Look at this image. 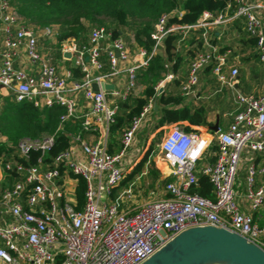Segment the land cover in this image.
Segmentation results:
<instances>
[{
  "label": "built area",
  "instance_id": "obj_1",
  "mask_svg": "<svg viewBox=\"0 0 264 264\" xmlns=\"http://www.w3.org/2000/svg\"><path fill=\"white\" fill-rule=\"evenodd\" d=\"M181 15L179 8L161 14L150 33L151 50L138 48L140 59L130 61L132 55L124 40L112 38L104 27H93L85 44L69 38L59 45L57 26L39 29L26 25L10 0H0V86L17 102L28 101L40 108L64 106L60 122L78 118L83 130L99 133L94 142L82 140L80 133L70 134L71 141L79 144L49 160L43 156L53 145L55 134L21 139L16 152L28 158L31 151H38L36 163L25 166L8 160L0 164L5 175L17 173L10 176V183L0 177V264H141L178 233L203 226L235 232L264 250V224L242 210L235 189L242 152L264 150V91L259 95L236 92V109L225 130L218 128L206 135L186 131L179 123L167 126L159 139L156 159V165L167 167L165 176L170 177L157 184L164 189V196L135 202L137 181L147 175L150 161L123 185L138 162L139 155L132 161L128 158L129 149L153 106L151 101L122 131L116 150L108 151L109 126L119 110L118 103L108 102V93L113 99L125 100L136 86L138 70L148 65L168 35H178L179 50L186 38L201 29L202 45L209 48L191 58L180 86L182 96H195L199 74L208 64H212L210 74L218 82L234 86L238 69L230 64L229 51L209 42L213 27L226 22L242 23L245 33L255 38L254 50L264 65V0H230L216 14L203 12L193 24L169 22ZM57 49L63 61H71V66L82 72L81 78L75 79L70 69L58 71ZM21 54L31 71L19 64ZM121 74L126 76L122 89L109 91L101 86ZM173 77L167 72L155 90H163ZM77 92H82L89 105L83 115L76 113ZM213 142L214 160L199 166ZM201 174L212 186L211 198L191 192ZM75 177L85 181V201L79 210L74 207ZM260 177H264V166L250 162L243 198L253 212L264 207V183L257 181Z\"/></svg>",
  "mask_w": 264,
  "mask_h": 264
},
{
  "label": "trees",
  "instance_id": "obj_2",
  "mask_svg": "<svg viewBox=\"0 0 264 264\" xmlns=\"http://www.w3.org/2000/svg\"><path fill=\"white\" fill-rule=\"evenodd\" d=\"M21 21L42 29L55 25L56 40L61 41L72 38L79 45L88 41V34L93 27H104L111 32L112 38L121 37L132 50L135 47L151 50L153 40L150 33L154 22L161 14L168 13L174 8L182 10L180 17L174 16L169 22L180 24H193L200 19L203 12L216 14L223 10L230 0H10ZM226 22L225 24H230ZM232 26L245 36L239 40V52H244L245 60L255 57L253 48L255 38L248 36L240 25L232 21ZM202 30L195 31L192 38L185 41L183 54L177 49V34H170L164 40L159 52L152 56L146 67L138 70L136 82L143 86L139 96H129L125 101H119V110L114 121L109 126L108 151L119 143L122 131L129 126L132 118L139 115L142 108L150 101L155 100L158 118L153 129L164 125L186 121L189 125H199L208 122L206 117L207 107L200 103L192 106L187 103L180 93L178 80L169 83L157 94L155 86L161 81L169 70L175 71L182 68L190 60L202 45ZM215 30L209 32V42L216 43ZM221 51L226 46H220ZM59 54V53H58ZM60 55V54H59ZM58 55V56H59ZM184 55V56H183ZM57 58V57H56ZM165 64L168 66L165 67ZM75 79L82 77V72L77 68L66 64ZM212 64L206 65L200 72L206 76L210 72ZM199 74V79H200ZM205 74V75H204ZM205 78V77H204ZM179 87V89H178ZM64 106L36 107L31 102H17L11 95L0 96V164L8 160L17 161L25 166L36 163L40 155L38 151H31L28 158L19 156L16 152V144L19 140L40 138L44 135L55 134L54 143L43 156L44 160L67 149L72 141L70 134L80 133L82 126L80 120L71 119L60 122V116L65 114ZM222 114V112H221ZM189 130V126H184ZM85 131V130H83ZM76 133V134H77ZM83 138L84 136L81 135ZM216 149L213 142L206 153H212ZM152 147L144 153L133 171L126 175L123 184L130 181L136 173H139L148 159ZM208 156V155H207ZM213 157H210V160ZM205 158L199 163L205 162ZM152 167L148 170V176L152 182L158 180V173L151 161ZM10 176H17L14 171H9ZM74 187L75 209L82 208L85 197V181L81 177H75ZM168 179H165L166 182ZM191 192L211 198L212 186L205 175H198L197 184Z\"/></svg>",
  "mask_w": 264,
  "mask_h": 264
},
{
  "label": "crops",
  "instance_id": "obj_3",
  "mask_svg": "<svg viewBox=\"0 0 264 264\" xmlns=\"http://www.w3.org/2000/svg\"><path fill=\"white\" fill-rule=\"evenodd\" d=\"M234 22L239 24L241 29L243 30L242 23L237 22V21H234ZM213 30H215V33L217 35V37H216L217 44L212 43V45H215L220 50H221L220 46H226L225 50L229 51L228 57L230 59V64H232L233 66H235L238 69V73H237L235 80H234V86L231 88V87H228L227 85L221 84L220 82L217 81V79L215 77H213L210 74V72L208 73V75L204 76L205 78L203 76H201V74H200L201 77L198 81V84L195 87L196 88L195 89L196 90L195 96H187V97L183 96V98L185 99V101L187 103L191 104L192 106H196L200 103L204 104L207 107L206 117H207L208 122L207 123L202 122L199 125H189V123H187L186 121L178 122L179 125L181 126V128L184 130H186L184 128V126H186V125L189 126V130H186V131L196 130L200 134H206V135H208V134L210 135L214 132L213 130L210 129V127L214 125L216 120L218 121V128H220L222 130H225L227 128V126L229 125V123L232 120V115L234 114L235 109H236V104L234 101V95L236 92H240V93L245 94V95H248V94L259 95L264 91V65L258 61V57L256 55L254 48H253V52L255 54V57H253L251 59H247V60L243 59L244 55H245L244 52H239V50H240L239 40L242 39V37L245 39V36H242L241 33L236 31V29L232 26V22L230 24L219 25V26L213 27ZM192 36L193 35H190L188 38H186V40L189 38H192ZM37 37L40 41L43 40L41 33L37 32ZM184 43L182 46H184ZM182 46H181V48H179L181 55L183 54V52H182L183 47ZM201 46H202L201 49L199 48V50H197V51L209 50V48H207L206 46H203V45H201ZM138 48L139 47H135L134 50L133 49L130 50V51H132V54H131L132 57L130 58V61L140 59V57L138 55H136V53L138 52ZM225 50H222V51H225ZM58 53L60 54V51L57 49V52H55V54H56L55 56L57 57L56 62L58 64V71L63 73L66 71V69H68V66L66 64L68 63L69 65H71L72 63H71V61H67V60L63 61V57H62L63 55L62 54L59 55ZM21 57L22 58H21V61H19V64L22 67H24V69H26L27 71H31L29 63H28L26 57L24 56V54H21ZM191 58H190V60H191ZM190 60L182 68L179 67L175 71H173L171 69L169 70L168 73H172L174 77L171 80H167L165 82V85H164L165 87L169 83H171L173 81V79L178 80L179 84L181 86L182 82L184 81V79L187 75L188 65H189ZM257 63H259V65H261L259 67L261 68V70H263V77L260 74L255 73V71H254V68L256 66L258 67ZM17 64L18 63H16V65ZM125 81H126V76L124 74H121L119 77L115 78L109 84H112L113 88H115V89H122L124 84H125ZM139 85L140 84H138L136 82V86L129 96H139L141 94L143 86L140 85L141 91H140V94H138ZM113 88L107 89V90L111 91V90H113ZM178 89H179V87H178ZM160 92L161 91H157V94ZM6 93L7 92L0 86V96L1 97L6 96L7 95ZM107 96H108L107 97L108 102L111 104L112 103H119V101H125L129 97V96H127L125 100H117V99H113V97L109 93ZM75 97H76V101H77V110H76L77 115L85 114L87 112L89 105H88L87 101L84 100V98L82 96V92H77L75 94ZM150 101L152 102L153 106L147 112V114L144 118V121L147 119H151L152 125L150 126V128L148 130L149 131L147 133L148 136L146 135L145 139L140 141V142H139V140H137V134L141 131L140 127H139V131L137 130L138 133L137 132L135 133L132 145H134L135 143L137 145H135V148L133 147L132 152L129 153L128 158L131 161L137 156V155L135 156V153L137 152V149H138V147H140V145L143 148H142L141 152L138 154L139 155L138 156V162L142 159L144 153L149 148V142H150L149 136L159 137V139H160L161 135L167 130L166 128L168 125H164L158 129H153L154 126L156 125V121L158 118V112H157V106L155 105V100L151 98ZM221 112H222V114H221ZM71 120L73 122L80 120L79 123L81 124V119L77 118L75 120L74 119H71ZM76 133L74 132L72 134H76ZM81 135L84 136L83 138L81 137L82 140H86L88 142H94L98 139L99 133H98V131L94 132L91 130H89V131L88 130H85V131L81 130ZM109 140H111V139L109 137V131H108L107 146L109 144ZM78 144H79V141L71 143V145H78ZM117 147H118V144L116 147L113 148V151H115ZM130 156H131V158H130ZM157 157H158V154L152 159L151 158V151H150V153L148 155V159H147V161H150L149 165L147 167V175L141 177L137 181L139 190L136 191L138 197L135 200V202H138L140 200L142 201L148 197H152V196H156V195L157 196H164L165 195L164 189H162L161 186H157V184H158V181H160L161 179H163V180L168 179L169 180L170 177L165 176V175H167V167L163 163L156 165ZM210 157H213V158L210 160ZM204 158L206 159L205 162L199 163V166H202L206 163H210L214 160L213 154L212 153L210 154L208 152L204 153V155L201 159H204ZM151 161L154 162V167L156 168L157 173H158V180L154 181V182H152L148 176V170H149V168L152 167ZM250 162L264 166V150L262 152H251L248 150H244L242 152V154L240 156V160H239V169H238V173H237V177H236L237 187L235 189L237 192V202L239 203V205L243 211L249 212L253 215V218L255 219V221H257L259 224H264V207L262 209H260L258 212H253L250 210L247 201H245L243 198L244 177H245V173H246V168ZM137 163H136V165H137ZM136 165H135V167H136ZM144 167H145V165H144ZM133 169L129 173H131L133 171ZM136 174L134 176H136ZM0 177H2L3 180L8 181L9 183L11 182V179L8 178L7 175H5V173H3L1 171V169H0ZM257 181L259 183H264V177L258 178ZM5 183H7V182H5ZM1 184L3 185V182ZM126 184L127 183H125L123 185H126ZM151 184L154 185L153 186L154 191L152 190L148 194L147 190L150 188Z\"/></svg>",
  "mask_w": 264,
  "mask_h": 264
},
{
  "label": "water",
  "instance_id": "obj_4",
  "mask_svg": "<svg viewBox=\"0 0 264 264\" xmlns=\"http://www.w3.org/2000/svg\"><path fill=\"white\" fill-rule=\"evenodd\" d=\"M112 89V84L101 85ZM97 90V85H92ZM159 91H162L159 90ZM218 129V121L210 127ZM264 264V250L223 228L190 227L178 233L141 264Z\"/></svg>",
  "mask_w": 264,
  "mask_h": 264
},
{
  "label": "rangeland",
  "instance_id": "obj_5",
  "mask_svg": "<svg viewBox=\"0 0 264 264\" xmlns=\"http://www.w3.org/2000/svg\"><path fill=\"white\" fill-rule=\"evenodd\" d=\"M55 45H56V43H55ZM129 50H131V49L129 48ZM130 52L132 54V51H130ZM257 64H258V67L256 66L254 68V71H255V73L260 74L263 77V70H261V68L259 67L261 65H259V63H257ZM140 91H141V86L139 85L138 94H140ZM151 122H152L151 119H147L145 121L143 120V122L141 123V126H140L141 131L139 133H138L139 129L137 131V133H138L137 134V140H139V142L144 140L146 135L148 136L147 133L149 132L148 130H149L150 126L152 125ZM149 139H150L149 146L152 147L151 158L153 159L158 154L159 137H151V136H149ZM135 145H137V144L135 143L134 145H131V147L129 149V153L132 152L133 147L135 148ZM142 148L143 147L141 145H140V147H138L137 152L135 153V156L138 155L141 152ZM130 158H131V156H130ZM153 186H154L153 184L150 185V188L147 190L148 194H149L150 191H152V190L154 191V187Z\"/></svg>",
  "mask_w": 264,
  "mask_h": 264
}]
</instances>
